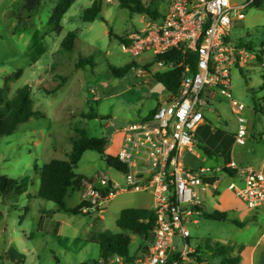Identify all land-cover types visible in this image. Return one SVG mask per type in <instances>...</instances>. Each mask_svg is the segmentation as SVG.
Instances as JSON below:
<instances>
[{
	"label": "rangeland",
	"instance_id": "374dc122",
	"mask_svg": "<svg viewBox=\"0 0 264 264\" xmlns=\"http://www.w3.org/2000/svg\"><path fill=\"white\" fill-rule=\"evenodd\" d=\"M58 1L41 0L37 9L28 14L22 8V0H0V88L5 76L20 70L21 77L8 84L4 97L10 99L17 89L27 85L33 108L44 114V118L18 125L11 136L0 137V175L12 179L29 176L27 188L31 195L30 200L13 193L0 195V211L4 216L0 223V264H11L13 258L22 264H94L99 260L98 244L103 239L102 234L128 236L131 256H137L147 244L143 238L118 228L116 220L126 208L152 209V197L148 192H119L101 204L103 211L88 215L70 212L81 195L76 190L71 189L69 192L73 195L66 196L65 210L34 194L39 186L34 165L41 167L51 159L65 160L71 150V138L77 137V128L83 129L88 137L106 136V127L114 121L126 124L138 121L168 96L162 85L145 82L134 71L139 67L136 65L138 58L124 53L118 40V37L144 28L150 16L122 9L118 0H101L102 16L107 25L99 19L84 23L81 16L94 0H76L62 18V30L58 34L55 25L49 23ZM145 1L159 16L166 13L167 4L163 0ZM109 29L112 30L111 37L108 36ZM73 31L78 39L70 52H64L60 43L68 32ZM230 36L235 43L246 42L254 47L264 42V4L248 8L245 19L231 28ZM80 57H90L93 65L76 69ZM130 62L136 63L122 78L114 77L108 70L109 66L121 68ZM139 68L148 72L146 67ZM261 81L258 68L231 71L233 99L246 106L248 132L256 134L257 140L247 139L246 146L235 143V118L228 100L218 97L213 110L219 116L205 110V125L198 126L195 131L200 141L196 148L199 157L184 154L180 159L183 163L192 160L194 167H215L233 160L241 167L248 166L244 162V148L256 147L260 144L259 135H264V116L253 111V100L257 102L264 97ZM57 86L61 87L55 93L45 92ZM90 114L98 115V118L88 119ZM101 117L107 119L101 120ZM119 136L118 130L106 136L107 147L113 151H107V154L88 151L82 155L75 172L87 183L96 184L97 177L104 176L124 186L122 174L105 161L106 155L112 156L117 150ZM203 148L213 155H206ZM231 181L224 177L218 186L223 189ZM85 190L83 183L79 192ZM24 207H28L26 213ZM42 211H45L47 221L38 229ZM257 216L255 220H245L242 227L221 225L212 233L208 230L209 234L206 228L201 230L198 235L207 237L206 245L202 246L203 255L211 251L216 241H221L223 244L217 245H224V248L233 243L247 247L256 245L258 238L264 235V215ZM9 237L13 238L10 245ZM176 242L177 239L175 246ZM8 247L13 249L12 253L8 254ZM256 247L258 257L264 259V238ZM222 259L223 256L215 254L208 257V262L216 264Z\"/></svg>",
	"mask_w": 264,
	"mask_h": 264
},
{
	"label": "built area",
	"instance_id": "2783aa9c",
	"mask_svg": "<svg viewBox=\"0 0 264 264\" xmlns=\"http://www.w3.org/2000/svg\"><path fill=\"white\" fill-rule=\"evenodd\" d=\"M163 1L166 13L150 17L144 28L124 36L120 48L138 58L137 66L147 68V73L139 67L134 70L145 82L181 69L177 93L163 87L168 96L149 114L117 129L119 143L113 156L123 165L124 171L119 172L125 184L104 176L97 177L96 184L86 182L89 206L82 209L84 214L101 211V204L119 192H148L155 226L133 261L113 255L106 264H180L188 246L185 243L178 255L171 257L174 238L189 239V225L203 214L204 196L217 191L224 177L232 180L227 188L247 210L254 216L264 215V171L235 162L215 167H183L179 163L183 152L193 153L200 145L195 131L205 123L204 111L219 116L213 110L218 97L228 100L235 118V143H247L246 106L233 99L231 71L258 68L264 82V42L255 47L235 43L230 30L245 19L248 8L259 7L261 0ZM257 102L262 108L259 114L264 116V97ZM204 178L215 180L209 184Z\"/></svg>",
	"mask_w": 264,
	"mask_h": 264
},
{
	"label": "trees",
	"instance_id": "16d2710c",
	"mask_svg": "<svg viewBox=\"0 0 264 264\" xmlns=\"http://www.w3.org/2000/svg\"><path fill=\"white\" fill-rule=\"evenodd\" d=\"M76 0H59L53 10L49 20L51 25H55L56 31L59 34L62 30L60 22L68 9ZM119 6L135 14H146L151 18H156L159 14L149 8L145 0H118ZM41 0H22V8L28 13L32 14L40 5ZM259 6V5H258ZM100 20L107 25V21L102 16L101 0H94L91 6L84 10L81 20L84 23H92ZM108 36H112V30L109 29ZM78 39L76 31L68 32L60 43L61 50L70 52ZM118 40L123 41L122 37ZM247 46L250 44L247 43ZM85 65H93L90 57H80L76 69ZM134 63L130 62L121 68H114L109 66L108 70L116 78H122L132 68ZM181 69L157 74L155 77L156 83L162 85L164 88L170 90L173 94L177 93L179 87V78ZM22 75L20 70L11 72L4 77L3 86L0 88V137L11 136L18 125L27 123L31 119L44 118V114L33 108V101L31 98V90L29 86H23L17 89L10 99L4 97V93L8 91V84L19 79ZM61 86L55 87L51 91H46L47 94L55 93ZM261 89H264V82L261 83ZM255 113H260L262 108L253 100ZM88 119H96L98 115L90 114ZM107 117H101V120H106ZM77 137L71 138V150L66 155L65 160L53 159L41 167L34 165L35 171L39 173V187L37 197L47 202L53 203L58 209L65 210L64 200L68 194L69 189L79 191L83 188L84 177L78 175L75 170L85 152L91 151L99 154H104L107 146V137H88L83 129L77 128L75 130ZM203 152L210 156V150L203 148ZM105 161L108 166L117 171H124L123 165L117 160L115 156L106 155ZM29 183V178L21 179L8 178L5 175H0V195L7 196L11 193L15 195L23 194ZM89 204L85 201L80 202L70 212L74 215L83 214L82 209L88 207ZM27 211V208H24ZM85 215V214H84ZM202 216L207 220L225 222L230 221L237 227H242L244 223L235 220H229L226 213L213 212L203 213ZM116 226L120 229L127 230L132 235L138 236L147 240L150 237V232L155 226V214L153 210L141 208H126L123 209L116 220ZM131 239L122 234L105 235L99 242V260L94 264H106L107 260L113 255H120L129 261H133L135 256H131L128 252ZM217 253H222V249H217ZM239 258L223 257L219 264H238Z\"/></svg>",
	"mask_w": 264,
	"mask_h": 264
},
{
	"label": "crops",
	"instance_id": "0c3cea01",
	"mask_svg": "<svg viewBox=\"0 0 264 264\" xmlns=\"http://www.w3.org/2000/svg\"><path fill=\"white\" fill-rule=\"evenodd\" d=\"M262 4H264V0H261V3L259 5V7L262 6ZM143 80H144V78H143ZM152 82L156 83L155 80L154 81L152 80L150 83H152ZM151 111H149L148 114ZM202 125H205V123L202 124ZM108 127L109 126H107L106 128H108ZM259 137H260V144H257L256 147H253V148L252 147H249V148L245 147L244 148V154L246 156V159L244 160V162L248 166L257 167V169H259L261 171H264V135H259ZM248 139L256 141L257 140V135L250 131V132H248ZM246 144L244 146H246ZM107 151L111 152L113 150H109V148L106 146L105 154H107ZM184 154H186V153L183 152L180 155L179 163L183 167H194L193 164H192L193 163L192 160H189L187 163H183V161L180 160L181 158H183ZM190 154H192V156H194L196 158L199 157V155L196 153V151H194L193 153H190ZM212 155H213V153H212ZM51 160H53V159H51ZM204 161L205 160H203V162ZM230 162H234V161L232 160ZM229 163H227V164H229ZM227 164H223L221 166H226ZM236 164H238V163H236ZM238 165H240V164H238ZM38 167H40V166H38ZM197 167H201V166H197ZM37 174H38V177H39V173L38 172H37ZM25 177H29V176H25ZM83 183H86V181L84 180ZM217 187H218L217 191L209 192L208 194H206L204 196L203 213H213L215 211L221 212V213H226L229 220H235V221L240 222V223H243L245 220H255L258 217V216H254L249 210H247L246 207L241 203V201L238 198H236L235 195L230 190H228L227 187H225L223 189H220L219 186H217ZM70 190L71 189L68 190V194H70V192H69ZM37 191H38V189L35 190V193H34L35 196H37L36 195ZM79 191L76 192V193H80L81 194L80 197H79L77 205L80 202L86 201L88 199V197L86 195L87 194V187H86L85 192H79ZM28 192L29 191H28V188H27L26 191L23 194L18 195V196H23L27 200H30L31 195ZM70 195H73V194H70ZM208 199H210V201H212V202H209ZM24 208H27V211H28V207H24ZM152 209H149V210H152ZM101 211H103V209ZM42 212H43L42 213L43 216H41V218H40L38 229L39 228L40 229L43 228L45 223H46V221H47L46 220L47 218L44 217V216H46L44 214L45 211H42ZM88 214H90V213H88ZM88 214H85V215H88ZM3 220H4V216H3L2 212L0 211V223ZM221 225H234V224H232L230 221L219 222V221L207 220L201 215L200 217L197 218L195 223H192L190 225V228H189L190 237H189L188 240L185 241V240H182L180 238H174L172 246H171V249H170V256L174 257L175 255H178L179 251L181 250L179 248V246H182V248H183V245L186 243L187 246H188L187 255H186V258L181 262L182 264H210L208 262V257H212L215 254H218V255L223 256V257H225V256L226 257H231V258L238 257L239 258L238 264H264V259H261L257 255V247H256L257 243L260 240H262V238H264V235H262V236H260L258 238L256 245H254L253 247H247L248 245L245 246V245H242V244L233 243V244L227 245V247L224 248V245L223 246L217 245V244H223V243H221V241H216L214 243V247H212L211 251H208L206 256L203 255V253L201 252L202 251V246L206 245L207 237L199 236L198 233L201 230H204L205 228L207 229V231L209 230L212 233L213 229H217ZM235 227H237V226H235ZM191 228H192V230H191ZM191 231H193V233H194L193 235L191 234ZM209 231H208L207 234H209ZM101 236L103 238L105 235L102 234ZM175 239L178 240V242H176V244H177L176 246H175ZM12 242H13V238L9 237L8 244L10 245ZM0 243H1V237H0ZM143 248L141 249L139 254L143 251ZM219 248L222 249V252H223L222 254L223 255H221V253H217V249H219ZM7 249H8V254L13 252V249L11 247H8ZM139 254L137 256H135V257H138ZM12 261H17V262L21 263L20 260H17V259H14V258L11 260V263H12ZM219 263H216V264H219Z\"/></svg>",
	"mask_w": 264,
	"mask_h": 264
},
{
	"label": "water",
	"instance_id": "95a60500",
	"mask_svg": "<svg viewBox=\"0 0 264 264\" xmlns=\"http://www.w3.org/2000/svg\"><path fill=\"white\" fill-rule=\"evenodd\" d=\"M105 122V121H104ZM125 125L124 121H114L113 125L109 126L106 130L105 135L109 136L112 134L115 130L123 128ZM215 178H204V182L212 184L214 182Z\"/></svg>",
	"mask_w": 264,
	"mask_h": 264
}]
</instances>
